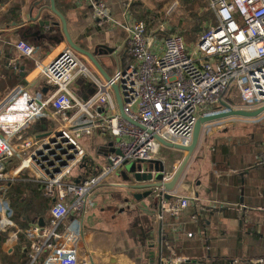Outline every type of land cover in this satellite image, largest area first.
<instances>
[{
    "label": "built area",
    "instance_id": "1",
    "mask_svg": "<svg viewBox=\"0 0 264 264\" xmlns=\"http://www.w3.org/2000/svg\"><path fill=\"white\" fill-rule=\"evenodd\" d=\"M80 1L92 10L97 28L113 24L122 29L129 61L108 81L96 79L80 55L66 46L39 72L54 87L51 96L43 99L16 86L0 100V231L10 229L8 245L20 233L24 235L29 243L28 264H91L81 247L82 217L94 205L92 195L99 186H122L109 181L119 169L131 161L155 159L163 147L156 138L187 146L201 116L228 107L264 106V0H207L216 24H209L189 45L180 34L162 28L161 37L149 33L145 21L133 17L131 0L121 5V22L114 20L106 0ZM14 48L23 58L35 54V48L23 40ZM80 76H90L95 86L86 99L76 98L70 89ZM114 85L130 122L120 116ZM45 119L57 124L56 129L40 139L25 135ZM97 131L112 138L108 148L113 152L91 175L68 181L87 157L80 140ZM254 165L264 166V152L256 156ZM23 172L54 202L48 223L35 222L21 231L9 218L4 195ZM171 177L165 173L163 182ZM154 191L159 221L165 216L178 218L198 200L195 194L173 193L166 199L162 188ZM186 261L176 258L170 264Z\"/></svg>",
    "mask_w": 264,
    "mask_h": 264
},
{
    "label": "crops",
    "instance_id": "2",
    "mask_svg": "<svg viewBox=\"0 0 264 264\" xmlns=\"http://www.w3.org/2000/svg\"><path fill=\"white\" fill-rule=\"evenodd\" d=\"M126 1L106 0L114 20L122 21L121 5ZM140 1L145 5L144 0ZM48 7L49 0H0V100L16 86H23L43 99L52 95L54 87L39 72L68 45L58 18ZM55 7L66 19L73 42L95 54L110 77L129 61L120 27L106 24L102 29L97 28L92 10L82 6L80 0H55ZM19 40L35 48L32 58L18 55L14 45ZM104 48L111 49L112 53L98 54ZM78 55L92 77L104 79L87 57ZM36 62L40 63L38 67ZM94 87L90 76H80L70 89L76 98L86 99ZM232 119L242 120L234 125L226 122ZM247 121L231 117L202 126L188 171H184L170 192L195 194L198 200L191 202L176 219L165 216L162 221L157 220L155 189L150 198L137 200L134 195L146 190L128 189L135 184L131 180H120L114 175L109 181L122 186L111 183L99 186L92 195L94 205L82 217L81 247L89 255L91 264H170L176 258L188 259L182 264H264V166L240 167L252 163L264 152V114L252 125ZM51 129L45 119L33 124L25 135L40 139ZM35 131L36 135L32 134ZM91 138L89 142L83 141L88 150L84 164L76 168V174L73 177L71 174L68 181L86 177L88 165L93 172L96 168L93 165L106 163L103 156L112 138L98 131ZM185 155L160 147L156 158L171 176ZM170 157L175 159L172 161ZM231 162L237 166L221 167ZM26 178L31 180L27 173ZM213 202L218 206L210 205ZM220 204L226 206L220 207ZM48 221L49 216L40 215L27 226ZM15 226L22 231L16 223ZM16 244L17 240L12 245L5 240L0 252L9 254ZM0 264H3L1 256Z\"/></svg>",
    "mask_w": 264,
    "mask_h": 264
},
{
    "label": "trees",
    "instance_id": "3",
    "mask_svg": "<svg viewBox=\"0 0 264 264\" xmlns=\"http://www.w3.org/2000/svg\"><path fill=\"white\" fill-rule=\"evenodd\" d=\"M182 2H184L185 6L189 8V13L192 20L190 23L187 24V35L185 37L183 33L175 32L174 28L170 29V33L180 34L184 41L188 44L190 42H195L198 39L200 34L204 31L203 28H206L203 27V24L211 22L212 25H215L216 18L214 16V13L209 9V7L206 13L197 15V13L192 10L195 0H182ZM130 11L135 19L143 20L147 23V20L145 19L149 15V11L145 9L143 3L140 0H131ZM147 30H149L148 25ZM86 141L89 142L90 140ZM103 157H106V155H104ZM255 158L253 159L252 163H249L248 165H241V169H245L246 167H253ZM174 159V157H170V160L173 161ZM93 166L97 168L101 165ZM166 166L167 168H169V163ZM236 166V163L231 162L224 165L222 164L221 167L230 168ZM86 168L87 170L85 174L91 175L92 167L88 165ZM4 199L8 207L9 218L13 222H15L18 227L22 230H25L28 227L27 224L31 222V220L39 217L40 215H45L48 217L49 210L53 205L51 199L44 197L41 186L33 182L32 180L26 178V173L24 172L21 174L18 180H15L9 186V188L5 192ZM9 231L10 229L4 232L0 231V245L3 244V242L8 237ZM23 250H25V252ZM28 251L29 243L24 237V235L21 233L18 235L17 244L12 249L11 253L7 254L0 252V256L3 260V264H28Z\"/></svg>",
    "mask_w": 264,
    "mask_h": 264
},
{
    "label": "water",
    "instance_id": "4",
    "mask_svg": "<svg viewBox=\"0 0 264 264\" xmlns=\"http://www.w3.org/2000/svg\"><path fill=\"white\" fill-rule=\"evenodd\" d=\"M49 11L54 14L61 25L62 34L64 36V39L68 45L73 51L76 53H79L85 57H87L90 62L93 64V66L103 75L104 79L108 81L110 79V76L106 74V72L103 70L97 59L95 58V54L89 52L88 50H85L79 46H77L73 40L71 39L68 29H67V21L64 18V16L56 9L55 7V0H49ZM109 53H112L111 49L104 48L103 53L99 51L98 54H104L108 55ZM22 69V68H21ZM20 76L23 78L25 76L24 72L20 73ZM118 110L120 113V116L122 119L126 120L127 122H130L129 119L123 114L122 112V103L119 97L118 87L117 85H114L112 87ZM264 114V106H261L254 110H245V109H233L229 108L225 112H220L217 114L207 115V116H201L199 117L194 125L191 141L187 146L178 145V144H172L169 142H165L159 138H156L158 142L167 149L183 152L186 153V155L181 159L180 164L178 167L174 170L172 177L169 182H163V176L165 174V167L162 162H160V165L154 168L151 173L147 174L146 177L142 178L139 177L138 181L137 179L133 181L135 184L128 186V189L130 190H146L143 194L134 195V198L137 200H140L141 198H150L152 195L153 189H163L165 193L172 192L176 185L179 183V181L182 178L183 172L185 168L187 167L192 154L194 153L195 149L198 146L199 138L201 134L202 126L214 121L222 120L225 118H231V117H237V118H243V119H256L259 116ZM137 125V124H136ZM118 153V152H117ZM134 171V170H133ZM141 173L144 172V170L141 169ZM132 181V180H131ZM170 195V194H169ZM170 197V196H169ZM168 197V198H169ZM165 198V197H164ZM166 198V199H168ZM54 202V200H53ZM150 257L153 258V255L150 253Z\"/></svg>",
    "mask_w": 264,
    "mask_h": 264
},
{
    "label": "rangeland",
    "instance_id": "5",
    "mask_svg": "<svg viewBox=\"0 0 264 264\" xmlns=\"http://www.w3.org/2000/svg\"><path fill=\"white\" fill-rule=\"evenodd\" d=\"M144 7H147L146 10L149 11V15L146 17L145 20H147L148 25V31L149 33L160 37L163 35V33L160 31V28L163 29L164 32L170 33V29L174 28L175 32L183 33L186 37L188 26L187 24L190 23L191 16L189 13V8L185 6L184 2L182 0H144ZM159 6V7H158ZM174 6L171 10L170 7ZM192 10L197 13V15H201L207 12L208 10V1L207 0H195ZM211 24V22H208L207 24H203V27H208V25ZM205 28V29H206ZM203 28V30L205 31ZM192 42L188 43L191 44ZM257 119V118H256ZM256 119H248L247 124H254L256 122ZM238 121H234L232 119L231 121L226 122H232V124H238V122H241L242 119H235ZM256 121V122H255ZM50 128L56 129L57 124L49 121ZM221 125L225 123H219ZM231 124V123H230ZM216 128V127H215ZM222 131V130H219ZM36 131L32 132V134L36 135ZM85 140H90L88 137L83 138L80 140V145L82 147H85L86 153H88L86 143H83ZM108 152H113V149L110 148L108 150H105V154L107 155ZM160 162L157 158L150 160V161H131L127 163L123 168L119 169L116 172V176L120 180L124 181H135L139 179V177H146L147 174L151 173V171L160 165ZM106 163L103 162L102 165H105ZM141 169L144 170L143 173H141ZM134 170V171H133ZM185 172L188 171L187 167L184 170ZM76 174V168L72 172V177ZM184 175V172H183ZM182 175V177H183ZM71 177V178H72ZM182 179V178H181ZM164 197L168 198L169 193H164ZM148 199V198H147Z\"/></svg>",
    "mask_w": 264,
    "mask_h": 264
},
{
    "label": "bare ground",
    "instance_id": "6",
    "mask_svg": "<svg viewBox=\"0 0 264 264\" xmlns=\"http://www.w3.org/2000/svg\"><path fill=\"white\" fill-rule=\"evenodd\" d=\"M44 68V67H43Z\"/></svg>",
    "mask_w": 264,
    "mask_h": 264
}]
</instances>
